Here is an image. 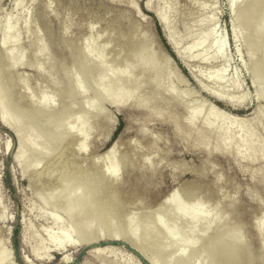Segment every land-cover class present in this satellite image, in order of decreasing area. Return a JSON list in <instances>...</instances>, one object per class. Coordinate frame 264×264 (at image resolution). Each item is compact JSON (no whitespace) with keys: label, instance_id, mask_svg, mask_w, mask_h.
Here are the masks:
<instances>
[{"label":"rangeland","instance_id":"1","mask_svg":"<svg viewBox=\"0 0 264 264\" xmlns=\"http://www.w3.org/2000/svg\"><path fill=\"white\" fill-rule=\"evenodd\" d=\"M146 2L22 0L21 5H16L14 0H0L1 56L7 50L1 45L7 34L3 30L6 13H9V25L21 30L15 51L22 49L23 55L11 73L16 81L12 98L18 103L17 107L33 113L30 99L35 101L42 93L52 95L53 82L59 83L61 73L66 75L69 89H72L71 93L55 92L52 96L53 104L58 108L70 104L65 123L53 125L49 138L35 141L43 153L33 154V164L24 170L12 161L16 146L13 133L0 124V247L9 254L8 264H25L22 256L33 264H101L94 256L86 255L91 245L83 246L82 243L63 247V253L70 259L62 262L49 238L58 233L49 212L61 211L59 215L64 221L75 214L72 206L67 211H63L62 206L76 190L78 194H87L78 217L87 215L94 197L86 193L88 188L69 176V171L76 165L82 169H73L75 173L98 171L104 161L101 157L115 141L114 158L121 182L111 186L116 187L123 206H118L117 219L114 218L112 223L123 222L128 213L132 214L133 221H137L138 216L149 214L173 191L195 190L207 215L218 202L224 213L222 222L236 224L244 243L257 258L255 264H264V232L255 227L264 214V157L247 161L237 157L233 149L229 152L215 150L212 134L205 148L194 134L195 128L202 129L201 117L195 120L193 131L185 125L188 109L196 105H201L202 114L214 107L222 114L218 116L243 119L248 118L254 105H259L264 122V96L256 94L258 89H264V73L260 71L258 81L254 83L249 59L252 53V60L258 64L262 62L264 40L255 49L251 48V31L235 19L245 0L237 1L232 7L228 0H165L166 20L172 26L179 47L189 45L197 34L208 30L210 40L223 44L219 56L224 52V57L213 56L216 46H210L208 40L203 46L193 47L191 56L182 59L167 42L164 29L146 7ZM163 3L151 0L150 5L154 9L163 7ZM24 18L27 23L21 28ZM234 25L239 30V38L234 36ZM88 42L92 43L90 55L93 58L101 56L105 69L111 67L114 72L131 70L132 78L139 81L133 96L150 98L146 105H135L129 100L117 106L98 97L95 86L101 70L89 65L90 71L83 74L78 66L72 67V55L78 54L79 48ZM143 45V50H137ZM148 56L150 61L142 63ZM218 68L224 70L222 82L210 77ZM155 71L159 73L161 84L158 88L151 82ZM118 76L115 73V77ZM233 79L237 87L231 86ZM17 82L26 86L21 87ZM74 84L78 89L72 86ZM167 85L172 86L173 93L164 90L163 86ZM116 86L107 82V88L112 91ZM123 89L128 87L123 85ZM219 90L234 97H244L236 105L228 104L210 93ZM216 123L220 122L216 120ZM245 124L253 128L255 135L264 137L261 121ZM64 125L69 128V133L57 141L54 136ZM82 125L80 135L87 141L83 151L77 149L80 135L76 133ZM187 132L191 133L187 135ZM204 134L207 132L203 131ZM179 194L181 203L187 205L186 197ZM166 212L173 218L172 208ZM153 214L156 219L164 218L161 209ZM95 222L91 223L92 232L99 230L103 238L109 237L110 228L96 227ZM182 225L188 228L192 222L184 219ZM151 227L138 224L139 238L143 245H148L145 254L134 249L123 235H119L118 240L102 239L96 244L112 245L105 254L112 264H149L147 258L151 254L158 264H179L180 251L176 249L175 253L173 246H167L168 238L161 229L155 225ZM151 232L158 234L156 243L150 242ZM212 233L214 235L215 231L210 230L198 239L184 256L191 261L192 251L203 252ZM23 239L24 244L21 243ZM37 241L41 259L36 260L30 248ZM158 243L164 246L157 254L153 247Z\"/></svg>","mask_w":264,"mask_h":264},{"label":"bare ground","instance_id":"2","mask_svg":"<svg viewBox=\"0 0 264 264\" xmlns=\"http://www.w3.org/2000/svg\"><path fill=\"white\" fill-rule=\"evenodd\" d=\"M237 1L239 0H228V3L230 7H232ZM161 2H164L162 4L163 7L159 6L152 9V6L150 5L151 0H147L146 7L153 12L155 18L161 24L166 34V40L177 57L182 59L190 57V50L193 47L203 46L208 40L210 46L214 45L217 49H215L213 56L224 57V52L221 53L222 56H219L220 52H222L220 51L223 47L222 41L214 42L210 40V30L197 34L195 40L189 45H186L183 48L179 47L172 30V26L166 20L164 12L165 0H161ZM14 3L16 5H21L22 0H14ZM8 19L9 13H6V24L3 26V30H5L7 34L2 39L1 45L5 46L7 50L3 52L2 56L0 55L2 57H0V124L13 133L16 139V146L12 153V161L21 165V168L24 170L25 167L33 164V154L40 155L43 153V150L39 149L35 144L37 142L36 140L41 139L42 137L49 138V132L51 133L53 125L57 123H65L64 118L70 104H68V106L58 108L53 104L52 96L56 93H71L72 89H69L66 75L61 73L62 77H60L61 79L58 82L62 85L57 82H53L54 90L51 91L52 95L42 93L39 95L37 100L33 101L30 99V106L33 108V113L29 114L23 107H17L18 103L12 98V89L15 85L14 82L16 81L11 76V73L17 67L19 60L23 55L22 49L15 51V46H17L20 41L19 32L21 30H18L16 27L13 28V25H9ZM235 19L242 21L251 31L249 40V46L251 48H254L259 43H262L264 40V0H245L244 5L240 8L239 12L235 14ZM26 23L27 19H22L20 27L22 28L26 25ZM20 27L18 28L21 29ZM233 30L234 36L239 38L240 33L236 25L233 26ZM144 47V45L142 47H138L137 50H143ZM91 48V42H88L85 46H81L79 48V53L72 55V67L78 66L81 71H83V74H87L90 71L89 65L97 67L101 70L96 79L97 84L95 86V91L97 92L98 97L104 100L106 99L111 104L117 106H121L129 100H133L135 105H146L150 98H136L133 96V92L138 86L139 81L132 78L131 70L123 69L120 72H114L111 67L105 69L103 61L100 58L101 56L93 58V56L90 55ZM104 48L105 45H103V50ZM205 59L208 58L206 57ZM249 59L251 63V77L253 82L257 83L258 78L260 77V71L264 73V59L258 64L252 60V53H250ZM149 61L150 59L148 56L142 60V63L146 64ZM34 67L39 70L37 65ZM222 71H224L222 68H218L211 73L210 77L216 82H222ZM115 73L119 76L115 77ZM158 76L159 73L155 71L151 80L154 88H158L161 85L158 81ZM107 82H112V85L117 84L113 91L110 87L107 88ZM17 83L21 85V87L26 86L25 83ZM123 85H126L128 89H123ZM72 86L78 89V85H76V87L75 84ZM231 86H238L235 79L232 80ZM163 88L168 93H173L171 85L163 86ZM210 93L214 98L224 100L228 104L234 105H236V103H240L244 97H234L227 94L224 90ZM256 94L264 96V89H258ZM218 112L219 111H217L214 107H210L202 114L201 105H196L188 109L187 116L185 118V125L189 128V130L195 128V120L201 117L202 129H194V134L197 137L196 139L201 145L206 148L208 146V137L212 134L215 139V150L220 152H229L233 149L235 150L237 157L243 158L247 161H254L264 157V137L262 138L255 135L253 128L245 124V122L248 121H253V123H259L261 121L264 124L262 121L261 106L254 105L251 109V113L248 114V118L246 119H243V117L230 118L227 116H221V112ZM219 114H221V117L218 116ZM216 120L220 123H216ZM83 127L84 125H82L78 132H76L78 135H80ZM201 130L207 132V135H203V131ZM68 133L69 128L64 125L54 138H56L57 141H61V139L65 138ZM189 133L187 132V135H189ZM48 141H50V139H48ZM116 143L117 141L111 143V146H108L109 148L104 152L101 157L104 161L98 171L93 173L78 171L80 173H75L73 169H82L78 165L71 167L73 169L69 171V176L76 178L78 182L88 188L86 193H89L90 195L92 194L94 197L95 201L92 205L90 204L92 208L88 211L87 215L84 218L78 217V214H81L82 206L85 201L83 199H85L87 194H78L76 190L65 199L62 206L63 211L69 210L72 206L75 210V214H71L68 216V219L64 221L59 215L62 213L61 211L49 212V217L52 223L56 224L58 227V233L56 235H50L49 238L55 245V251L60 254V260L62 262H67L70 259L68 254L63 253V247H71L78 245V243H82L83 246L91 245V248L86 253L87 256H94V258L99 260L101 264H112V261L106 258L107 256L105 255L111 250L112 245H99L96 243L100 242L102 239L118 240L119 235H123V237L130 242V245L134 249L144 253V250H146L148 245H143L141 239L139 238L138 224L145 223L147 226L153 227V225H155L161 229V231H163L168 238L167 246H173V251L175 253L176 249L180 251L181 254L178 257L179 264H192L193 261L196 262L194 264H255L257 258L244 243L238 226L236 224L222 222L224 213L219 208L218 202H216L213 206L211 214L207 215L204 211L203 203L199 200V196L196 194L195 190H187L185 193L180 192L179 190L173 191L171 196L166 201L160 203L149 214L138 216L137 221H133L132 214L128 213L123 217V219H125L124 221L122 220L123 222L120 221L118 224L112 223L114 218L117 219L116 213H118V206H123L118 200V191L116 187L114 186V188H112L111 186L114 183L117 184L121 182L119 180L118 167L116 166L114 158ZM86 146L87 141L85 136L80 135L77 143V149L83 151ZM121 158L124 159L123 156ZM60 186L63 185L60 184ZM103 188H106L108 191L105 192ZM179 193H182V195L186 197L188 201L187 205L185 203H181ZM43 200H45V198H43ZM169 208L174 210L175 214L173 218H170L166 212ZM160 209L164 214V218L156 219L153 213L159 211ZM218 212H220V214ZM184 219H189L192 222V225L185 228V226L182 225ZM203 219H205V221H203ZM93 220L96 221V225H94L96 227L98 225L99 227L106 226L107 228H110L108 232L109 237L103 238L99 233V230L95 233L92 232L91 223ZM255 227L258 231L263 230L264 232V214L257 220ZM210 230H214L215 233L214 235L212 233L211 236H208L209 238H207L206 244L204 245V247L206 246L205 250L200 253L192 251L191 261H189L184 256L185 251ZM155 233L156 232L150 233V239L152 240H150V242L152 243H156L158 241V234L156 236ZM73 234L75 235L73 236ZM21 243L24 244V239ZM37 245H40L39 241H37V244L31 246L30 248L31 255H33V257L35 256L36 260L41 259ZM163 246L164 245L158 243L153 247V251L155 253L157 251L160 252ZM151 256L149 255L147 258L148 263L158 264L156 259ZM8 257V252L4 251L2 247H0V264H8L6 261V258ZM21 259L25 264H33V262L23 256Z\"/></svg>","mask_w":264,"mask_h":264}]
</instances>
